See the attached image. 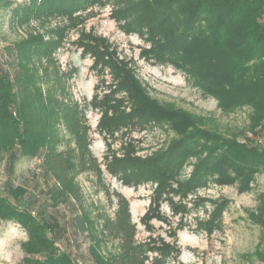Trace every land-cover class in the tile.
<instances>
[{"label":"trees","instance_id":"16d2710c","mask_svg":"<svg viewBox=\"0 0 264 264\" xmlns=\"http://www.w3.org/2000/svg\"><path fill=\"white\" fill-rule=\"evenodd\" d=\"M92 1L28 0L22 4L8 1L0 4L10 8L12 18L44 30L42 37H31L0 50V164L5 163L11 173L20 160H36L43 177L52 182L46 191L44 207L37 210L34 208L37 199L24 201L26 190L7 181L0 189V224L15 223L25 231L27 239L20 245L22 264L81 263L60 249L58 243L65 229L45 210L68 206L71 198L78 200L72 180L77 172H85L93 175L108 202L115 206L99 234L102 241L116 243L117 253L102 255L97 247L90 246L88 258L92 264H164L161 256L153 255L148 245L137 241L128 200L104 185L100 164L79 125L77 103L70 96L67 81L59 67L50 70V66L57 65L56 44L64 38L61 28L50 27L51 17L69 16ZM116 2L119 8L113 12L115 21L124 22L121 28L125 32H136L148 43L140 51L142 59L178 69L195 88L215 99L225 113L249 108L248 129L264 137V131L255 130L264 121V0ZM94 45L97 52L103 53L98 51V44ZM108 64L123 75L120 86L137 103L143 117L170 121L175 129L181 130L183 125L193 129L160 156L129 161L135 179L153 178L165 191L171 181L178 185V190L181 187L186 190L187 186H200L213 176L217 183L238 182L240 190L247 191L253 177L264 173V141L260 147L239 144L233 138L191 124L180 114L169 116L139 95L124 66ZM59 123L71 134L73 148L58 149L62 140L56 128ZM200 139L211 145L194 167L188 183L179 184L175 181L176 173L183 161L195 154ZM124 162L116 160V166ZM262 197L264 200V193ZM71 206L74 209L71 223L76 225V233L90 236L86 213ZM261 212L264 214V206ZM257 256L264 262V251Z\"/></svg>","mask_w":264,"mask_h":264},{"label":"rangeland","instance_id":"374dc122","mask_svg":"<svg viewBox=\"0 0 264 264\" xmlns=\"http://www.w3.org/2000/svg\"><path fill=\"white\" fill-rule=\"evenodd\" d=\"M6 1L15 5L28 0H0V4ZM118 8L116 0H94L69 16H52L50 20V27L61 28L64 37L56 44L57 65L50 66V70L59 67L67 81L70 96L77 103L79 125L100 164L104 185L128 200L137 241L148 245L153 255L161 256L164 264H264L257 256L264 251V173L253 177L247 191H241L238 182L217 183L213 176L186 190H178L171 181L165 191L153 178H134L129 161L156 158L193 129L184 125L181 130L175 129L170 121L143 117L137 103L120 86L123 75L110 67V62L124 66L139 95L169 116L180 114L191 124L233 138L239 144L260 147L264 137L248 129L249 108L225 113L215 99L195 88L178 69L142 59L140 51L148 43L138 33L121 28L124 22L117 23L113 14ZM43 34L38 25L22 23L12 18L10 8L0 6V50ZM94 44L103 53L97 52ZM35 67L39 70L38 64ZM56 128L62 139L58 149L73 148L74 140L64 124L59 123ZM255 130L264 131V121ZM197 143L195 154L187 157L176 173L179 184L188 183L194 167L211 145L203 139ZM116 160L126 162L117 167ZM7 181L26 190L24 201L35 198L34 208L44 207L52 182L43 177L36 160H20L11 173L5 163L0 164V189ZM72 181L78 200L71 198L68 206L44 210L65 229L58 243L60 249L78 259L79 264H92L88 258L90 246L97 247L102 255L117 253L116 243L102 241L99 234L115 206L108 202L93 175L77 172ZM5 192L2 191L3 196ZM71 205L86 213L90 236L76 233V225L71 223ZM26 239L18 224L1 223L0 264H22L20 245Z\"/></svg>","mask_w":264,"mask_h":264}]
</instances>
